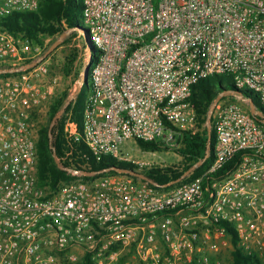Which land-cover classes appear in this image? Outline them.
<instances>
[{"label":"built area","instance_id":"1","mask_svg":"<svg viewBox=\"0 0 264 264\" xmlns=\"http://www.w3.org/2000/svg\"><path fill=\"white\" fill-rule=\"evenodd\" d=\"M82 1L99 56L93 69L86 59L78 81L90 86L83 123L69 113L64 133L89 153L81 169L64 168L70 180L52 189L39 184L37 148L41 112L60 85L45 58L52 38L34 44L1 25L15 13L37 12L41 0H0V71L14 74L0 78V264H81L86 256L119 264L130 252L136 264H214L199 254L193 232L203 220L220 235L228 222L244 252L255 254L264 246V119L251 113V99L248 109L224 100L209 114L215 160L191 182L161 191L145 173L172 166L124 151L138 141L174 148L183 133L197 134L191 98L203 79L229 75L264 108V0ZM240 154L234 172L205 183ZM108 155L139 175L94 178L89 162Z\"/></svg>","mask_w":264,"mask_h":264},{"label":"trees","instance_id":"2","mask_svg":"<svg viewBox=\"0 0 264 264\" xmlns=\"http://www.w3.org/2000/svg\"><path fill=\"white\" fill-rule=\"evenodd\" d=\"M80 12H83L82 0H41L37 12L15 13L3 19L1 25L15 35H23L30 39L34 44L42 43L43 39L47 37L60 39L61 36H66L70 31L82 29L84 30V37L86 39L84 44L86 59L90 58L88 65L93 69L99 54L89 41L88 29L80 26ZM56 41L54 40L53 44ZM48 51L45 53V57ZM12 75H14L12 72L6 71L0 74V78H9ZM85 88H87V93L82 99L76 96L71 100L68 94L56 99L50 106L47 123L40 125L37 148L39 156L38 178L41 186H49L55 189L61 181L70 180V176L67 175L64 168L75 163L78 164V169H81L80 165L84 163L82 154L89 153L84 143L70 145L64 133V126L69 113L73 114L80 126L83 123L84 109L90 92V86L85 84L81 91ZM237 96L251 99L255 103L256 107L262 111V116H257L256 118L259 122H262L264 119V108L261 106L258 96L247 90H237L232 84L225 85L223 83V76L203 79L193 87L191 101L197 109L200 131L195 135L183 133L178 138L181 148L175 149L184 159L182 169L170 167L151 170L145 173V178L152 186L161 191H165L176 185L191 182L205 174L215 160L216 133L213 125H211V132L206 126L211 107L217 100L221 102L228 97ZM138 145L146 152H160L173 149L165 147L162 142L156 141H138ZM71 146L74 147L71 158L62 162V165H59L56 162V157L63 158L70 151ZM243 156L244 154L238 155L216 175L205 176V183L207 184L213 178H225L234 172L241 164ZM89 164L92 169L90 173H93L94 178L106 173H116L118 171L117 169L133 170L132 164H109L105 161V158L100 163L92 158ZM192 171L193 173H191L190 177L185 179V176ZM221 225L225 227L227 235L231 237L235 247L233 264H264L258 255H246L243 252L240 248L238 234L231 224L223 221ZM126 259L127 255H124L120 259L119 264H125ZM81 264L94 263L91 261L90 256H86L84 262Z\"/></svg>","mask_w":264,"mask_h":264},{"label":"rangeland","instance_id":"3","mask_svg":"<svg viewBox=\"0 0 264 264\" xmlns=\"http://www.w3.org/2000/svg\"><path fill=\"white\" fill-rule=\"evenodd\" d=\"M79 20L80 26L82 28L86 27L83 12H80ZM84 34V30L82 29L68 32L62 41L63 45L59 46L52 53L47 55L50 63L51 76L59 78L60 85L58 87L57 94L52 99L50 105L43 112H41L40 125L47 123L50 106L56 99L64 97L65 94H68L69 98L72 100L78 90V81L80 80V76L83 69L82 67L84 66L83 63L86 59V51L84 46L86 39L84 37ZM54 40L59 39L52 38V41L47 46V50L52 47ZM45 41L46 38L43 39V42ZM47 56L45 58H47ZM223 83L225 85H234V81L232 78H230L229 75L223 76ZM81 90L77 95L79 99H82L87 93V88L83 89V91ZM245 90H247V86H245ZM225 101L238 102L245 109H248L250 107L247 99L243 97H228ZM177 143L178 147H174L169 151L163 150L160 152H146L143 151L138 145L133 144L126 146L124 153L127 157L136 160L148 159L151 157L165 159L167 163L172 167L182 169L184 166V159L182 155L178 153L175 149L181 148L180 143L178 141ZM131 146H133L132 149ZM105 161L109 164H120V161L116 160L110 155L105 157ZM123 165H126V163L123 162ZM190 175L191 174H187L185 176V179H188ZM193 232H197L200 237V242L197 244L199 254L209 256L214 264L234 263L233 252L235 250V247L232 243L230 236L220 235L215 230V228H208L205 225L204 220L200 221L199 227L194 229ZM262 244L264 245V239L262 240ZM158 246L161 250L165 249V244L161 240L158 241ZM244 253L246 254V252ZM126 255L127 259L125 264L137 263V259L134 257L133 252L127 253ZM255 255H258L259 258L264 262V246L262 249L257 250Z\"/></svg>","mask_w":264,"mask_h":264},{"label":"water","instance_id":"4","mask_svg":"<svg viewBox=\"0 0 264 264\" xmlns=\"http://www.w3.org/2000/svg\"><path fill=\"white\" fill-rule=\"evenodd\" d=\"M64 38H65L64 35L61 36V38H60L59 40H57V41L52 45V47L49 49L47 55H49V54L52 53L55 49H57V48L62 44V41H63ZM4 72H6V71H0V74H2V73H4ZM81 88H82V85H79V84H78V90H77L76 94L74 95L73 99L78 95V93L80 92ZM238 97H241V98H242V96H237V98H238ZM218 102H219V100H217V101L215 102V104L211 107L210 113H212V112L214 111V109H215L216 105L218 104ZM251 113H252L253 115H255V116H262V112H260V111L257 110V107H256L255 103H254L252 100H251ZM208 129H209L210 132H211V128H210V126L208 127ZM117 170H118V171H122L121 169H117ZM123 171H124V172H128V173H130V174H132V175H135V176H138V175H139V174H137V173L134 172V171H130V170H123Z\"/></svg>","mask_w":264,"mask_h":264}]
</instances>
